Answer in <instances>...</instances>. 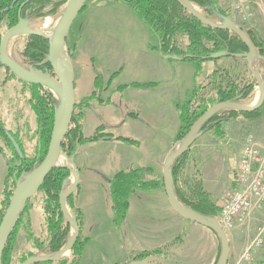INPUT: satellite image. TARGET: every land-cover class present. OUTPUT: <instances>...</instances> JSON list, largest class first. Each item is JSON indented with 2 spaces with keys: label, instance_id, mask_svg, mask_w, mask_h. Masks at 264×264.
<instances>
[{
  "label": "crops",
  "instance_id": "0c3cea01",
  "mask_svg": "<svg viewBox=\"0 0 264 264\" xmlns=\"http://www.w3.org/2000/svg\"><path fill=\"white\" fill-rule=\"evenodd\" d=\"M222 1L230 13L232 7L226 0ZM254 1L257 11L252 26L264 39V0ZM88 5L90 17L81 29L73 31L70 47L76 105L89 97L84 109L77 108L82 113V132L90 136L105 126L110 133L136 142L98 140L80 148L75 160L79 184L72 198V205L81 216V237L85 241L80 264H127L135 261L137 255L155 250L158 252L146 261L216 264L221 253L219 236L174 209L163 185L164 165L176 145L180 105L197 86L206 85L212 71L222 68L234 71L231 61L235 57L204 62L169 60L153 48L157 45L155 35L129 6L113 0H87ZM260 60L263 61L257 57ZM97 75L103 81L101 90L96 87ZM136 83L152 85L127 86ZM25 87L31 94L32 87ZM96 114H104L105 118H97ZM33 115L32 121H27L15 109L12 113L15 129L1 116L6 127L20 140L26 156L30 155L27 146L36 148L31 149L34 154L40 146L34 112ZM219 155L222 154L210 157L213 163L210 171L206 165L209 161L202 170L203 182L213 200H217L224 180L233 185L234 191L237 189L229 177L232 160ZM7 158L13 159V151L0 140V203L9 173ZM218 165L223 167L222 171ZM137 168L151 169L147 180L152 182V188L133 193L125 218L117 223L115 218L111 220L115 211L110 181L120 172ZM37 210L30 217L23 215L22 225L29 222L34 231L41 227L43 224L38 221L41 212ZM263 222L264 209L256 207L249 218L228 233V264H260L264 246L256 249L249 261L238 262L246 245L255 237L256 226ZM71 257L72 251L70 256H64Z\"/></svg>",
  "mask_w": 264,
  "mask_h": 264
},
{
  "label": "trees",
  "instance_id": "16d2710c",
  "mask_svg": "<svg viewBox=\"0 0 264 264\" xmlns=\"http://www.w3.org/2000/svg\"><path fill=\"white\" fill-rule=\"evenodd\" d=\"M15 0H0V9L9 8L11 21L13 26L17 25L21 20H25L17 13L18 7L11 8ZM35 3L28 4L26 9L35 7L42 3H49L52 0H33ZM124 3L133 9L142 21L147 25L149 30L155 35L157 45L153 48L158 50L164 57L173 61H192L204 62L209 60H217L216 54L226 53V56L240 57L246 54L248 48L242 39L234 32L229 30L213 29L201 23L196 19L180 0H113ZM192 3L203 7L208 13L207 16L211 19H218L216 12L226 14L227 7L222 0H190ZM84 5L83 10L86 8ZM222 7H226L225 10ZM82 10V11H83ZM81 11V12H82ZM56 10H52L49 15H54ZM229 15V14H228ZM43 15H39L42 17ZM15 24V25H14ZM242 27V26H241ZM243 28V27H242ZM253 42L257 52L264 57V39L254 28H243ZM183 34L187 38V43L182 46L179 43L178 36ZM49 40L37 35H31L28 41L24 55L31 61V66L38 72L46 74L52 73L51 64L48 60L49 56ZM70 51V55L72 56ZM2 64L0 63V66ZM115 76V74L113 75ZM113 78V77H112ZM208 85L197 86L188 100L180 105V127L176 135V142L182 141L192 128L193 124L213 105L220 102H240L245 99L253 88V83L241 84L237 78L232 75L228 69L216 70L213 75L208 76ZM28 86L32 87L31 98L32 108L35 112L37 123L39 126L38 133L40 135V146L33 157L24 154L22 144L18 141L22 155L20 156L14 147L11 139L6 133L3 123L0 118V135H2L11 146L13 151V159L10 163V172L8 181L15 183L23 180L24 177L31 173L44 160L49 143L51 140L52 129L57 113L58 102L53 93L46 89L45 86L25 81ZM222 83H225L223 87ZM152 84H131L138 88H145ZM242 85V86H241ZM97 90L103 87V81L99 75L96 77ZM212 87V88H211ZM209 89V90H208ZM207 90V91H206ZM89 97L79 105H76L71 128L63 141V151L71 157L76 151L89 142L98 140H117L126 143L134 144L136 141L122 136H116L110 133L105 126H100L92 135L84 136L82 132V117L81 112L77 108L84 109L87 105ZM231 114H242L248 118H256L264 116V104L262 108L253 113H240L234 110L229 111ZM221 112H217L209 118L200 128V136L207 133L209 130L222 133V124L226 118L220 117ZM10 132V131H9ZM6 133V134H5ZM11 133V132H10ZM188 151L181 154L172 163V177L176 194L180 201L191 207L195 212L207 216L216 217L222 206L212 201L208 192L205 190L202 182L194 183L190 192H184L179 187L180 175L187 162ZM150 168H137L129 172L118 173L111 181L112 199L114 203L115 221L121 223L125 218L129 206V198L137 190H148L152 188V182L147 180ZM72 182V172L67 167L54 168L44 183L39 192H43L42 210L44 214L45 237L36 240L35 246L39 253L54 254L58 252L72 235L70 232L71 225L66 220L60 205V195L66 191ZM164 185V184H163ZM14 192L5 191L2 200L3 212L7 210L8 205L13 197ZM73 195L67 199V205L74 215L80 227V235L72 248V257L70 259L60 258L57 260H48L36 264H80L84 243L81 237V216L72 205ZM30 200L26 204L24 211L11 232L5 251L3 253V264H11L13 261V252L18 231L22 226V218L29 207ZM0 215V222L4 213ZM158 251L143 252L135 257V260H146L149 256L156 254ZM30 253L29 256L23 258L24 262L27 258L35 255ZM21 262V263H22Z\"/></svg>",
  "mask_w": 264,
  "mask_h": 264
},
{
  "label": "water",
  "instance_id": "95a60500",
  "mask_svg": "<svg viewBox=\"0 0 264 264\" xmlns=\"http://www.w3.org/2000/svg\"><path fill=\"white\" fill-rule=\"evenodd\" d=\"M87 0H68L67 7L65 9L63 18L57 28L55 36L53 38L38 32H33L29 28H25L24 32L30 35H37L49 40V56L48 60L51 64L52 73L45 74L43 72H38L32 68L33 74H27L21 69H19L7 54V42L10 36L16 32V30L27 23V20H21L16 26L12 27L3 37L0 44V63L5 67L12 70L20 78L25 81L37 83L43 85L55 93L58 92L59 87L65 91V99L56 98L58 102L57 113L55 117L54 126L52 129L51 140L49 143L47 154L42 161V163L37 166L31 173L27 174L23 180L16 181V187L13 197L8 205V208L0 223V264H3L2 257L7 245L9 236L13 231L15 225L19 221L24 208L28 201L39 191L42 184L50 174V172L57 167H67L72 172V182L66 191L62 192L60 195V205L62 212L66 220L70 223L72 227V235L69 238L68 245L62 247L58 252L54 254H35L27 258L21 264H36L48 260H57L63 258L64 256H70L71 251L75 243L77 242L80 235V227L76 221L72 212L68 209L67 199L74 193L78 188L79 184V172L78 169H73L71 165H58L57 160L61 152H63L62 144L66 138L67 133L71 128V123L73 119V114L76 107L75 98V71L72 62V57L70 55L69 47L67 44V37L69 32L81 11L84 8ZM180 2L187 8V10L201 23L207 25L213 29L229 30L236 33L248 48L246 54L240 55V57L247 58L251 63V71L256 79L260 89V97L252 104L247 105L242 102H220L213 105L209 110H207L192 126L187 136L180 142H176L174 149L169 154L164 165V186L166 193L168 195L169 201L176 211L185 216L186 218L201 224L209 229L216 232L221 240V253L216 264H228L229 258V239L228 232L220 225L217 217H207L195 212L191 207L180 201L178 198L172 177V163L184 152L188 151L194 142L200 137L199 130L204 125V123L211 118L217 112L227 108L230 111H238L240 113H253L264 104V80L260 74L255 71L252 66V60L257 57L263 59L256 50L250 37L247 35L246 31L233 21L229 16L222 13L216 12L218 19H211L207 15L201 14L190 0H180ZM214 20H219L216 22ZM217 59L227 57L226 53H219L215 55ZM7 135L11 139L14 147L16 148L19 155H22L19 144L16 142L15 138L7 132ZM78 151L74 153L71 157L66 154L68 160L73 164L75 162ZM76 168V167H75ZM35 175L32 182L23 189V184L26 180ZM69 248V254L66 252ZM127 264H153L146 260H135Z\"/></svg>",
  "mask_w": 264,
  "mask_h": 264
},
{
  "label": "rangeland",
  "instance_id": "374dc122",
  "mask_svg": "<svg viewBox=\"0 0 264 264\" xmlns=\"http://www.w3.org/2000/svg\"><path fill=\"white\" fill-rule=\"evenodd\" d=\"M236 1L228 0L227 1L228 3L227 2L226 3L228 4V6H231V4L235 3ZM67 3L68 0H52V2L49 3H42L36 5L35 7L29 9V12H27L29 13L27 14V17L25 19L27 20V23L16 30L17 32H19L18 37H16L13 40L14 42L12 41L9 45H7V54L10 57V59L13 61V63L25 73L33 74L34 71L32 70L33 67L31 66V61L24 55L25 47L28 41L30 40V36H31L30 34L25 33L24 29L35 28L36 26H39L41 22H44L48 17H54L58 15L61 11L66 9ZM193 5H195V7L198 8L197 10L201 14L203 15L208 14L203 7L195 3H193ZM256 5L257 3L254 0H243L242 4L240 5L241 6L240 9H238L235 12L232 8V11L230 13H228L227 11L225 15L229 16L233 21H235L238 25L242 26L243 28H253L252 24H254V20H255L254 15L255 12L257 11ZM226 7H222V8H224L225 10ZM52 10H56V13L54 15H49L52 12ZM90 10L91 7L89 5L86 6V8L76 18L67 37V44L69 47V51H71L70 47L72 46V42H73L72 41L73 31L81 29V27L84 26L83 23L85 22V20L88 17H90V14H88ZM240 10L241 13L238 12ZM39 15L40 16L43 15V16L39 17ZM214 21L220 22L219 20H214ZM11 28L7 24V21L5 19H2L0 21V44L4 35ZM178 40L182 46H185L187 43V38L183 34H179ZM210 65L214 66V64H210ZM231 65H234L235 70L233 71L231 68L229 69L227 68V69L232 73L234 78L235 77L237 78V81L239 83H241L242 85L249 84V82L253 83V88L249 93V95L245 99L240 101L244 104L252 105L257 100L258 94L261 92V89L251 71L250 60H248L247 58L235 57L232 59ZM252 66L255 69V71H257L264 80L263 61L262 60L257 61V58H255V60L254 59L252 60ZM13 73L14 72L12 70L7 71L6 67L0 68V111H2L3 113L0 116L6 119V121L9 123L12 129H15V126L13 124V116H12V113L15 109H18L20 111L21 114L20 117L25 115L27 121L30 120L32 121L34 116L33 115L34 111L32 108L33 103L31 101L32 98L31 95L29 94V91L23 90V84L21 83V80L23 79L20 78L15 73L13 75ZM213 73H215V71H212L211 75H213ZM206 82H207L206 84L208 85L209 81L207 80ZM222 85L224 87L225 83H222ZM210 86L211 85H208L207 88H209ZM50 91L53 93L54 97L57 98V94L51 89ZM191 94L192 93H190V95ZM229 111L230 110L227 108L221 110L220 117L226 118V120L222 124L221 134L218 133V131L216 133V131L214 130H209L207 133L200 136L189 149L186 160L187 162H185L184 168L180 175V182H179V187L184 192H190V189L192 188V186H194V183H197L199 181L203 183L205 190L208 192L202 179L203 176L202 170L204 169V164H206L207 161H209V163L206 164L208 166V171L212 169L213 163L212 160L210 159L212 155L222 154L219 155L220 158H223L225 155L227 157H230V159L232 160V164H231V169L229 170L230 171L229 177H231L233 181V177L239 169V156L243 147L245 137L248 136L249 134H252L257 139V141L264 146V116H260L256 118H248L246 116H243L242 114H232V113L230 114ZM96 116L97 118H101V116L103 117V119L105 118L104 114L102 115L96 114ZM0 140L4 143V145L7 144L5 138L4 140H2L0 136ZM26 148L30 154L29 155L30 157H33L39 149L37 148V151L34 154L33 153L34 151L31 152L32 151L31 149L33 148L34 150L36 149L35 147L27 146ZM63 153L64 155H66L64 151ZM74 166L76 167V169H78L76 165V161L74 162ZM222 168L223 167L221 165H218L219 170L222 171ZM221 184H222L221 191L218 194L219 196L217 200H213L214 198L212 194L208 192L210 199L216 202L219 206H222L226 202L227 198L230 197V195L234 192L232 184L230 185L226 183L225 180L222 181ZM15 187H16L15 183H11L10 188L12 192L16 190ZM43 197H44L43 192L38 191L30 199L29 207L24 214L25 217H30V214L35 215L36 213L34 211L35 209H39L41 214L38 215V221L39 222L41 221L43 225L41 227H36L34 231L33 228L31 227L32 225L29 222H24V224L19 229L18 235L16 237L15 248L13 252V261L11 264L14 263L21 264L22 262L21 260L29 256L30 253L36 252V254H41L37 249V245L35 246V243L37 239L39 238L44 239L45 237L44 214L42 210ZM3 208L4 207H2V203H0V215L3 212ZM114 218L115 217L113 216L111 220H113ZM257 227L258 226H256V228ZM69 238L66 244L64 245V247L68 245Z\"/></svg>",
  "mask_w": 264,
  "mask_h": 264
},
{
  "label": "built area",
  "instance_id": "2783aa9c",
  "mask_svg": "<svg viewBox=\"0 0 264 264\" xmlns=\"http://www.w3.org/2000/svg\"><path fill=\"white\" fill-rule=\"evenodd\" d=\"M242 2L243 0H237L231 4L235 12L241 8ZM238 12L241 13V10ZM233 181L237 189L227 198L216 216L228 233L249 218L254 208L264 209V146L252 134L244 139L239 156V169ZM262 246H264V222L257 227L255 237L246 246L238 263L249 261L253 252ZM260 264H264V258Z\"/></svg>",
  "mask_w": 264,
  "mask_h": 264
},
{
  "label": "bare ground",
  "instance_id": "6f19581e",
  "mask_svg": "<svg viewBox=\"0 0 264 264\" xmlns=\"http://www.w3.org/2000/svg\"><path fill=\"white\" fill-rule=\"evenodd\" d=\"M196 9H198V8H196ZM64 12H65V10L61 11L58 15H56L54 17H48L44 22H41V24L39 26H36L35 28H30V30L33 31V32H38V33L45 34V35L53 38L55 36V33L57 31V28H58V26H59V24H60V22H61V20L63 18ZM18 34H19V32H17V31L14 32L10 36V38L8 39L7 45H9L16 37H18ZM254 64H255V62H254ZM58 90L59 91L56 92L57 97L59 99H61V100L62 99H65V96H66L65 95V91L61 88V86L59 87ZM260 94H261V92L258 94V98L260 97ZM57 164L58 165H67V164H69V165L72 166L73 169L76 170L74 164L70 160L67 159L66 155H64L63 152L60 153V155L58 157V160H57ZM34 177H35V175L33 174L32 176H30L26 180V182L22 186L23 189L25 187H27L32 182V180L34 179ZM66 252L69 254V248H67Z\"/></svg>",
  "mask_w": 264,
  "mask_h": 264
},
{
  "label": "flooded vegetation",
  "instance_id": "af4514ba",
  "mask_svg": "<svg viewBox=\"0 0 264 264\" xmlns=\"http://www.w3.org/2000/svg\"><path fill=\"white\" fill-rule=\"evenodd\" d=\"M30 3H35L33 0H15L14 2H13V4H12V6H11V8H15V7H18V9H17V13H18V17H19V15L21 16V17H23V18H26L27 17V14H29V13H27V12H29V9H26L27 7H28V4H30ZM33 8V7H32ZM31 9V8H30ZM10 13V9L9 8H5V9H0V21L2 20V19H5L6 21H7V24L10 26V28L11 27H13V23H12V21H11V15L9 14ZM33 16V15H32ZM35 16V15H34ZM15 25V24H14ZM3 67H5L4 65H1L0 66V68H3ZM6 69H7V71H11L9 68H7L6 67ZM46 74V73H45ZM13 75H14V73H13ZM21 83L23 84V90H25L26 89V87L25 86H28V84H26L25 83V80H21ZM47 89V88H46ZM47 90H49L50 91V89H47ZM76 108V107H75ZM0 118H1V120H2V122H3V126H4V128H6V133L7 132H9L10 130L6 127V125L4 124V121H3V119H2V117L0 116ZM11 132V133H10ZM9 133L12 135L13 133H12V131H10ZM5 133V134H6ZM14 135V134H13ZM12 135V136H13ZM1 136V138H2V140H4V137L2 136V135H0ZM15 136V135H14ZM13 136V137H14ZM16 137V136H15ZM14 137V138H15ZM17 138V137H16ZM18 139V138H17ZM19 140V139H18ZM12 142V141H11ZM17 143H18V141H16ZM19 142H20V140H19ZM19 144V143H18ZM6 145H8V142H7V144ZM9 146V145H8ZM20 146V145H19ZM10 148H11V146H9ZM20 149H21V147H20ZM11 150H12V148H11ZM22 151V150H21ZM23 153V152H22ZM77 156H78V154H77ZM76 156V157H77ZM76 160V159H75ZM9 161L11 162L12 161V159H8L7 158V166H8V171L10 172V163H9ZM8 175H9V173H8ZM7 179H8V176H7V178H6V189H5V191H11V183L12 182H10V181H8L7 182ZM5 191H4V193H3V195L5 194ZM3 198H4V196L2 197V200H3ZM1 223V222H0Z\"/></svg>",
  "mask_w": 264,
  "mask_h": 264
}]
</instances>
